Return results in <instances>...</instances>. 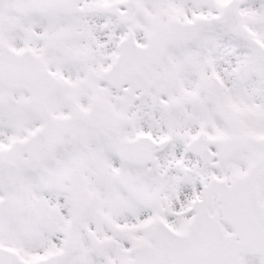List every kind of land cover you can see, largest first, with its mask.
Segmentation results:
<instances>
[{"label":"snow or ice","instance_id":"1","mask_svg":"<svg viewBox=\"0 0 264 264\" xmlns=\"http://www.w3.org/2000/svg\"><path fill=\"white\" fill-rule=\"evenodd\" d=\"M0 264H264V0H0Z\"/></svg>","mask_w":264,"mask_h":264}]
</instances>
